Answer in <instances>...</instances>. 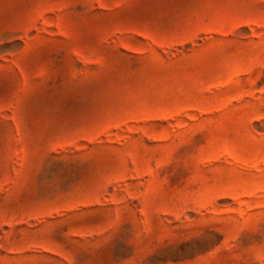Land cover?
<instances>
[{"label":"rangeland","instance_id":"374dc122","mask_svg":"<svg viewBox=\"0 0 264 264\" xmlns=\"http://www.w3.org/2000/svg\"><path fill=\"white\" fill-rule=\"evenodd\" d=\"M0 264H264V0H0Z\"/></svg>","mask_w":264,"mask_h":264}]
</instances>
